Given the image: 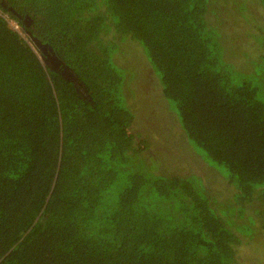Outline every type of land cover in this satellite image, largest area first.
Wrapping results in <instances>:
<instances>
[{"label":"trees","instance_id":"trees-1","mask_svg":"<svg viewBox=\"0 0 264 264\" xmlns=\"http://www.w3.org/2000/svg\"><path fill=\"white\" fill-rule=\"evenodd\" d=\"M0 10V264H264V0Z\"/></svg>","mask_w":264,"mask_h":264},{"label":"water","instance_id":"water-1","mask_svg":"<svg viewBox=\"0 0 264 264\" xmlns=\"http://www.w3.org/2000/svg\"><path fill=\"white\" fill-rule=\"evenodd\" d=\"M34 42L38 46H40L44 51H46L47 45L42 44V42L38 39L34 40ZM49 50L51 51L50 47H49ZM47 61L49 62V64H51L52 68H54L55 70H58L59 65L62 63V61H60L57 57H54V56H48ZM62 73L68 79H74L72 72L65 65H64V69L62 70Z\"/></svg>","mask_w":264,"mask_h":264},{"label":"rangeland","instance_id":"rangeland-1","mask_svg":"<svg viewBox=\"0 0 264 264\" xmlns=\"http://www.w3.org/2000/svg\"><path fill=\"white\" fill-rule=\"evenodd\" d=\"M156 141H158L159 145L162 144V139H161V136L158 134L156 136ZM192 154V153H191ZM190 154V157H187L185 156V159L183 160L182 162V165L184 168H186L187 170H189L190 168H194V169H197V165H198V157H194L193 155ZM182 155V154H181Z\"/></svg>","mask_w":264,"mask_h":264},{"label":"built area","instance_id":"built-area-1","mask_svg":"<svg viewBox=\"0 0 264 264\" xmlns=\"http://www.w3.org/2000/svg\"><path fill=\"white\" fill-rule=\"evenodd\" d=\"M0 16L8 23V25L17 31L22 37L26 38V33L24 32L23 28L16 22V20L9 16L7 13L2 12L0 10Z\"/></svg>","mask_w":264,"mask_h":264},{"label":"clouds","instance_id":"clouds-1","mask_svg":"<svg viewBox=\"0 0 264 264\" xmlns=\"http://www.w3.org/2000/svg\"><path fill=\"white\" fill-rule=\"evenodd\" d=\"M36 46H37V48H38V45L35 43V42H33ZM39 49V48H38Z\"/></svg>","mask_w":264,"mask_h":264},{"label":"bare ground","instance_id":"bare-ground-1","mask_svg":"<svg viewBox=\"0 0 264 264\" xmlns=\"http://www.w3.org/2000/svg\"><path fill=\"white\" fill-rule=\"evenodd\" d=\"M31 39L34 41V39L31 37Z\"/></svg>","mask_w":264,"mask_h":264},{"label":"flooded vegetation","instance_id":"flooded-vegetation-1","mask_svg":"<svg viewBox=\"0 0 264 264\" xmlns=\"http://www.w3.org/2000/svg\"><path fill=\"white\" fill-rule=\"evenodd\" d=\"M50 56H52V55H50ZM54 56V55H53ZM55 57V56H54Z\"/></svg>","mask_w":264,"mask_h":264}]
</instances>
